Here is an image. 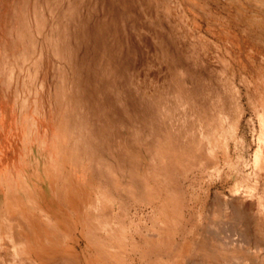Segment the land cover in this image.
<instances>
[{
  "label": "rangeland",
  "instance_id": "374dc122",
  "mask_svg": "<svg viewBox=\"0 0 264 264\" xmlns=\"http://www.w3.org/2000/svg\"><path fill=\"white\" fill-rule=\"evenodd\" d=\"M229 1L0 0V264L19 223L33 264H264V7Z\"/></svg>",
  "mask_w": 264,
  "mask_h": 264
},
{
  "label": "bare ground",
  "instance_id": "6f19581e",
  "mask_svg": "<svg viewBox=\"0 0 264 264\" xmlns=\"http://www.w3.org/2000/svg\"><path fill=\"white\" fill-rule=\"evenodd\" d=\"M226 1H229V0H226ZM236 1H237V0H236ZM236 1H235V3H236ZM242 1H243V0H242ZM253 1H254V2H253ZM229 2H230V3L232 2L233 5H235L233 1H229ZM251 3L254 4V5H252L253 8H254V6H255L256 4H257L258 6H263V7H264V0H249V4H251ZM255 3H256V4H255ZM237 4H238V2H237ZM242 4H243V3H242ZM247 4H248V3H246V4L244 3L243 5H245V7H247V6H246ZM257 5L255 6V8H258ZM250 6H251V5H250ZM239 7H240V6H239ZM242 7H243V6H242ZM248 7H249V5H248ZM245 9H246V8H245ZM262 9H264V8H262ZM246 10H247V9H246ZM257 10H261V9L259 8V9H257ZM257 15H258V14H257ZM253 16H254V15H253ZM255 17H256V16H255ZM261 17H262V16H261ZM261 17H259V15H258V18H260L261 20H264V18H261ZM263 17H264V16H263ZM250 18H251V17H250ZM215 19H216V18H215ZM253 19H256V18L253 17ZM253 21H255V20H253ZM258 22H259V21H258ZM261 23H262L263 26H264L263 21H261ZM252 24H254V23H252ZM258 24H259V23H258ZM259 25H260V24H259ZM260 27L262 28L261 30L264 31V29H263L264 27H262V25H261ZM253 28H254V26H253ZM263 34H264V33H263ZM242 41H243V40H242ZM230 42H231V41H230ZM229 46H230V45H229ZM228 48H229V47H228ZM253 48H254V47H253ZM229 50H230V49H229ZM247 50H248V49H247ZM240 52H241V51H240ZM237 53H239V52H237ZM258 54H259V53H258ZM236 56H238V55H236ZM262 58L264 59V53H263ZM260 59H261V58H260ZM215 62H216V61H215ZM223 72H224V71H223ZM253 81H254V80H253ZM249 82H250V81H249ZM254 84H255V83H254ZM252 86H253V85H252ZM227 88H228V87H227ZM252 91H253V90H252ZM254 91H255V90H254ZM155 93H156V92H155ZM256 94H257V93H256ZM259 94H261V93H259ZM248 96H249V95H248ZM252 96H253V95H252ZM255 96H256V95H255ZM262 96H263V95H262ZM162 97H163V96H162ZM152 98H154V97H152ZM253 99H255V98H253ZM251 101H253V100L251 99ZM259 101H260V100H259ZM262 101H263V100H262ZM154 102H155V101H154ZM253 102L256 103V102H258V101L255 100V101H253ZM255 103H253V104L255 105ZM260 103H261V102H260ZM262 103H263V102H262ZM258 104H259V103H257L256 105H258ZM256 105H255V106H256ZM258 106H259V105H258ZM258 106H256V107L258 108ZM250 107H251V106H250ZM260 107H261V106H260ZM262 108H263V107H262ZM255 110H256V109H255ZM257 110H258V109H257ZM259 110H260V109H259ZM262 110H263V109H262ZM159 114H160V113H159ZM258 115H259V114H258ZM262 115H263L262 117H264L263 112H262ZM262 117H261V118H262ZM190 126H191V125H190ZM188 127H189V126H188ZM191 127H192V126H191ZM167 129H168V128H167ZM174 130H175V129H174ZM160 131H161V130H160ZM169 131H171V130L169 129ZM184 131H185V130H184ZM188 131H189V132H188ZM188 131H187V132H188L187 134H190V132H191L190 129H188ZM158 132H159V131H158ZM162 132H163V131H162ZM174 132H175V131H174ZM176 132H177V131H176ZM263 132H264V130H263ZM168 133H169V132H168ZM180 133H181V132H180ZM157 134H158V133H157ZM185 134H186V133H185ZM179 135H180V134H179ZM155 136H156V134H155ZM159 136H160V135H159ZM166 136H167V135L164 136L165 139H166ZM180 136H181V135H180ZM164 137H163V139H164ZM188 137H190V135H189ZM188 137L186 136L187 140H189ZM154 138H155V137H154ZM158 138H159V137L156 136V140H157ZM190 138H192V137H190ZM165 139H164V140H165ZM171 139H172V138H171ZM178 139H179V138H178ZM195 139H196V138L194 137V140H195ZM263 139H264V138H263ZM150 140H151V139H150ZM159 140L161 141V139H159ZM159 140H157V141H159ZM168 140H169V139H168ZM187 140L184 139V141H186V143H187V145H188ZM190 140H191V139H190ZM202 140H203V139H202ZM153 141H154V140H153ZM157 141H155L156 143L154 142L155 145H153L152 148H153V147L155 148V146L158 147V145H156V144L161 143L160 141L157 143ZM184 141H181V142H184ZM198 141H199V140H198ZM170 142H171V141H170ZM179 142H180V141H179ZM174 143H175V142H174ZM189 143H190V142H189ZM151 144H153L152 141H151ZM151 144H150V145H151ZM163 144H168V142H165V141H164ZM169 144H170V143H169ZM169 144H168V145H169ZM181 144H182V143H181ZM168 145H166V146H168ZM178 145H179V144H178ZM187 145H186V146H187ZM193 145H194V144H193ZM260 145H262V143H261ZM162 146H163V145H162ZM176 146H177V145H176ZM186 146H185V147H186ZM169 147H170V146H169ZM185 147H183V148H185ZM262 147H263V146H262ZM170 148H171V147H170ZM177 148H178V146H177ZM181 148H182V146L180 147V150L183 149V148H182V149H181ZM188 148H190L189 145H188ZM188 148L186 147L185 150H187ZM124 149H125V148H124ZM129 149H130V148H129ZM155 149H156V148H155ZM157 149H159V148H157ZM160 149H162V147H160ZM192 149H193V146H192ZM192 149H190V150H192ZM150 150H151V149H150ZM163 150L165 151V153L167 152V149H163ZM170 150H171V149H170ZM170 150L168 151L169 153L173 151V150H172V151H170ZM157 151H159V150H157ZM182 151H183V150H182ZM162 152H163V151H162ZM168 152H167V153H168ZM174 152H175V151H174ZM174 152H172V153L174 154ZM184 152H185V151H184ZM187 152H189V151H186V152H185L186 155H187ZM159 153H160V152H159ZM165 153H164V154H165ZM172 153H171V154H172ZM260 153H261V152H260ZM175 154H176V152H175ZM175 154H174V155H175ZM181 154H182V153H181ZM183 154H184V153H183ZM193 154H194V153H193ZM126 155H127V154H126ZM126 155H125V157H126ZM186 155H184V156H186ZM203 155H204V154H203ZM205 155H206V154H205ZM261 155H262V154H261ZM176 156H177V155H176ZM184 156H183V157H184ZM188 157H189V156H188ZM192 157H193V156H192ZM195 157H196V155H195ZM263 157H264V156H263ZM176 158H177V157H176ZM129 159H130V158H129ZM129 159H128V160H129ZM131 159H132V158H131ZM135 159H136V158H135ZM152 159H153V158H152ZM155 159H156V158H155ZM172 160H173V159H171V161H172ZM177 160H178V159H177ZM177 160H176V161H177ZM178 161H179V160H178ZM256 162H257V164H258L260 167H264V158H262V156L260 157V155L257 154V156H256ZM133 163H134V162H133ZM203 163H204V162H203ZM182 164H183V163H182ZM184 164H185V163H184ZM131 169H132V168H131ZM259 169L261 170V168H258V170H259ZM137 171H138V170H137ZM148 171H149V170H148ZM261 171H262V173H263V169H262ZM261 171H260V174H262ZM138 172H139V171H138ZM158 172H159V171H158ZM165 173H166V172H165ZM165 173H164V174H165ZM166 174H167V173H166ZM166 174H165V175H166ZM146 175H147V174H146ZM162 175H163V173H162ZM133 176H134V175H133ZM145 177H146V176H145ZM167 177H168V176H167ZM17 178H18V177H17ZM149 178H150V177H149ZM168 178H169V177H168ZM172 178H173V177H172ZM158 181H159V180H158ZM170 181H171V180H170ZM163 182H164V181H163ZM149 187H150V186H149ZM165 190H166V189H165ZM175 195H176V194H175ZM165 200H166V199H165ZM177 202H178V201H177ZM162 203H163V202H162ZM164 203H165V202H164ZM180 203H181V202H180ZM127 204H128V203H127ZM237 204H238V203H237ZM242 207H243V205H242ZM242 207H241V208H242ZM237 208H238V207H237ZM239 208H240V207H239ZM243 208H244V207H243ZM243 208H242V209H243ZM246 209H247V208H246ZM236 210H237V209H236ZM243 210H244V209H243ZM238 211L240 212V210H238ZM246 211H247V210H246ZM167 212H168V211H167ZM239 212H238V213H239ZM246 213H248V212H246ZM246 213H245V214H246ZM166 214H167V213H166ZM168 214H169V212H168ZM240 214H241V213H240ZM179 215H180V214H179ZM234 215H235V214H234ZM247 215H248V214H247ZM167 216H168V215H167ZM240 216H241V215H240ZM248 216H249V215H248ZM161 217H162V216H161ZM161 217H160V219H161ZM168 217H169V216H168ZM168 217H167V218H168ZM180 217H181V216H180ZM167 218H166V222H167ZM177 218H178V215H177ZM177 218H174V219H177ZM182 218H183V217H182ZM182 218H181V219H182ZM120 219H121V218H120ZM243 219H244V218H243ZM161 220H162V219H161ZM161 220H160V221H161ZM177 220H178V219H177ZM160 221H159V222H160ZM261 221H262V219L260 220V222H261ZM123 222H124V221H123ZM169 222H170V221H168V223H169ZM258 222H259V221H258ZM168 223H167V224H166V223H165V224H162L163 226H158V225H157V227L154 226V229H155L157 232L160 230V229H159L160 227H161V228L163 227L165 230H166L167 228L170 229V228H169L170 225H168ZM176 223H177V222L175 221L174 224L176 225ZM243 223H244V222H243ZM261 223H263V222H261ZM261 223H260V225H259V228H260L261 231H263V230H264V224H261ZM160 224H161V223H159V225H160ZM155 225H156V224H155ZM171 225H172V224H171ZM243 225H244V224H243ZM257 225H258V224L256 223V227H257V229H258V226H257ZM245 226H246V225H245ZM251 226H252V225H251ZM125 227H126V226H125ZM152 227H153V226H152ZM158 227H159V228H158ZM177 227H178V226H177ZM156 228H158V230H157ZM245 228H246V227H245ZM248 228H249V227H248ZM250 228H251V227H250ZM250 228H249V229H250ZM174 229H175V228H174ZM243 229H244V228H243ZM16 230H17V229H16ZM25 230H26V229H25ZM123 230H124V229H123ZM162 230H163V229H162ZM178 230H179V229H178ZM258 230H259V229H258ZM160 231H161V230H160ZM169 231H170V230H169ZM21 232H22V231H21ZM148 232H149V231H148ZM163 232H164V231H163ZM249 232H251V231H249ZM128 233H129V232H128ZM158 233H159V234H156V235H155V236H157V238L154 237V238L150 239L149 237H151V236H148V237H145V238H144V239H145L144 242H145V244H147V245L149 244V248H150V250H149L148 252L154 255V257L156 258V260H155V259H154V260L160 262V264H164L163 262H164V258H165V257L163 256V253H164V251L167 253V252L169 251V250H168L169 248L167 249V247H166V248L164 247V245H165V243H166V240L163 239V238L161 237V235H163V234H162V231H161V232H158ZM261 234H262V232H261ZM261 234H260V236H259V235H258V232H257V235H258L260 238H263V237H262L263 234H262V235H261ZM169 236H170L169 232H168L167 234H165V237H166V238H169ZM263 236H264V235H263ZM8 237H9V236H8ZM26 237H27V236H26ZM165 237H164V238H165ZM16 238H17V239H15L14 241H15V243H17V245H18V243H19V241H20V238H18L17 236H16ZM155 238H156V239H155ZM260 238H259V239H260ZM8 239H9V238H8ZM262 240H263V239H262ZM263 241H264V240H263ZM263 241H262V242H263ZM20 242H21V241H20ZM139 242H140V241H139ZM235 242H236V241H235ZM259 242H261V241H259ZM7 243H8V242H7ZM203 243H204V245L202 246V250H203V253H204V257H205L207 260L210 261V260H212V258H214V257L216 256V253H217V251H219V250H216V248L214 247V249H215L216 251H210V249H209L208 246H207V241H206V242H203ZM3 244H4V243H3ZM140 244H142V243H140ZM143 244H144V243H143ZM167 244H170V245H171V243H170L169 241L167 242ZM167 244H166V245H167ZM212 244H214V243H212ZM14 245H15V244H14ZM17 245H16V249H17V250H16V252H15L16 255H17V257H21V261L23 260L22 263H26V264H27V262H28V261L26 260V259H27V256L24 254L23 249H21L22 247L20 246L21 248H19V247H17ZM229 245H230V244H229ZM171 246H172V245H171ZM241 246H242V245H241ZM261 246H262V245H261ZM173 247H174V246H173ZM184 247H185V246H184ZM170 248H171V247H170ZM175 248H176V247H175ZM19 249H20V250H19ZM170 250H171V249H170ZM10 251H11V250H10ZM262 251H263V250H262ZM1 252H2V251H1ZM20 252H21V254H19ZM172 252H173V251H172ZM172 252H171V253H172ZM263 252H264V251H263ZM3 253H4V251H3ZM146 253H147V252L144 251V254H146ZM182 253H183V252H182ZM168 254H170V253H168ZM4 256H5V258H6L7 260L10 259V257L8 258V254H7V253H4ZM166 256H169V255H166ZM201 256H202V255H201ZM1 258H3V257H1ZM11 258H12V257H11ZM13 258H14V257H13ZM145 258H146V257H145ZM147 258H148V257H147ZM28 259H29V261H31V259H30L29 257H28ZM61 259H62V258H61ZM10 260H11V259H10ZM10 260H9V262H10ZM24 261H25V262H24ZM56 261H57V260H56ZM4 262H5V261H4ZM9 262L6 261L5 263L9 264ZM11 262H12V261H11ZM5 263H4V264H5ZM28 263H29V262H28ZM30 263L33 264L32 262H30ZM30 263H29V264H30ZM66 263H67V260H66ZM223 263H224V262H223ZM233 263H234V262H233ZM10 264H11V263H10ZM12 264H13V263H12ZM52 264H53V263H52ZM55 264H56V263H55ZM62 264H63V263H62ZM64 264H65V263H64ZM224 264H225V263H224ZM262 264H263V263H262Z\"/></svg>",
  "mask_w": 264,
  "mask_h": 264
},
{
  "label": "crops",
  "instance_id": "0c3cea01",
  "mask_svg": "<svg viewBox=\"0 0 264 264\" xmlns=\"http://www.w3.org/2000/svg\"><path fill=\"white\" fill-rule=\"evenodd\" d=\"M95 213V212H94ZM98 213V212H97ZM94 215H96V213L94 214ZM98 216H100L99 214H98ZM94 224H97L96 222H94ZM17 228V231H16V233L14 234V235H16L18 238H20V240H22V238H25L26 236H27V233H28V231L27 230H25L26 228H25V226H23L22 225V223H19V227H16ZM22 231V232H21ZM30 238V237H29ZM28 238V240H29V243H31V240ZM35 252L38 254V256H40L41 254H40V252L38 251V250H35ZM42 256V255H41ZM40 256V257H41Z\"/></svg>",
  "mask_w": 264,
  "mask_h": 264
}]
</instances>
